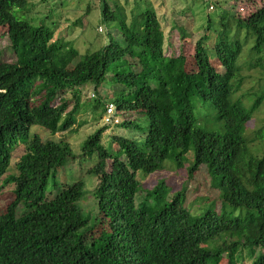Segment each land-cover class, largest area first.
Instances as JSON below:
<instances>
[{
  "label": "trees",
  "instance_id": "1",
  "mask_svg": "<svg viewBox=\"0 0 264 264\" xmlns=\"http://www.w3.org/2000/svg\"><path fill=\"white\" fill-rule=\"evenodd\" d=\"M28 5L0 0V28L14 57L0 62V189L11 188V201L0 214V264H218L223 256L226 264H237L236 253L244 248L250 264H264V149L246 148L259 138L258 130L246 137V124L264 93L248 96L247 104L236 96L242 83L237 61L245 45L238 33L230 37L221 25L208 51L207 23L193 44L194 70L187 71L181 53L167 46L165 54L152 9L133 7L126 20L116 2L99 0L100 20L114 24L122 43L108 36L106 44L71 64L77 51L53 41L52 30L40 23L32 25L25 17ZM234 25L235 31L245 29L249 56L262 59L263 64L251 60L264 70V2ZM106 77L118 88L106 101L119 118L116 128L137 130L139 140L112 134L103 146L106 127H100L81 144L79 158H95L87 170L97 180L90 220L78 205L85 194L82 182L55 180L74 159L68 144L42 141L29 130L39 126L51 135L69 130L85 84L91 85V109L99 108L100 118L105 105L97 89ZM201 110L213 126L200 127L207 117ZM17 146L22 152L13 173L6 174ZM189 152L187 178L205 167L218 192L219 212L207 208L191 216L183 205L184 189L162 199L169 192L163 181L135 201L141 192L137 172L160 171L164 161L180 169ZM220 235H226L224 242L215 244Z\"/></svg>",
  "mask_w": 264,
  "mask_h": 264
},
{
  "label": "rangeland",
  "instance_id": "2",
  "mask_svg": "<svg viewBox=\"0 0 264 264\" xmlns=\"http://www.w3.org/2000/svg\"><path fill=\"white\" fill-rule=\"evenodd\" d=\"M30 5L27 6L25 17L30 19L32 25L40 23L49 30H52V40L56 42H68L77 51L78 56L71 62L74 64L78 60L84 58L85 53H90L99 49L107 43L108 36L118 43H122L119 32L114 28L113 23H105L100 20L99 16V0H27ZM121 6L125 12L126 20L133 7L137 11L144 8L152 9L163 33L164 51L170 46L168 51L181 53L185 58V69L187 71L194 70L192 54L194 42L203 35L205 27L208 23L210 26L208 31V39L205 43L208 51L214 42L215 35L220 31L221 25H226L230 31V37H233L235 32L238 33L237 38L245 44L243 53L239 58L238 65L242 83L236 96H243V102L247 104L250 98L256 93H264V70L260 69L255 60L263 64L258 58H250L248 47L250 39L245 29L240 28L235 31V22L237 19H244L255 8L262 5L264 0H247V1H231V0H110ZM112 8L111 3L108 4ZM242 9V11H240ZM208 20V21H207ZM207 21V22H206ZM242 27V26H241ZM264 57V52H263ZM252 59V60H251ZM14 61L12 52L9 49V44L5 35V30L0 28V62L11 63ZM133 70H138L134 65V60H127ZM213 61V60H212ZM212 64L216 67L215 61ZM219 69V68H218ZM110 75V73L108 74ZM107 75V77H108ZM101 84L97 89V96L104 102L105 108L109 104L106 103L111 98L114 90L118 89L110 82L109 78ZM120 87V86H119ZM78 109L74 115V125L67 131L55 133L51 135L39 126H31L29 134L36 133L42 141L54 140L64 141L68 144L70 152L74 155L73 160H67L62 168H60L55 180L57 184H71L75 181H81L85 194L79 201L78 205L82 210L83 216H87L90 220L93 219L95 210V201L91 195L95 185L96 178L87 173L95 162V158H79L80 147L83 141L100 127H106V130L101 135V143L107 145L108 138L112 134L122 136L128 139H137V130L116 128L117 122L106 123L105 108L104 114L99 111H93L92 102L94 99L91 93V85L85 84L80 88ZM69 96H67V99ZM68 104L67 110L70 108ZM103 108V105H102ZM204 117L199 123L200 127L209 128L213 126L210 121L211 116H208L206 111L201 110ZM121 113L118 115L120 116ZM133 119H138V116L133 115ZM122 120H120L121 122ZM126 121V119H125ZM141 125V122L138 123ZM118 127V126H117ZM246 137L251 138L252 132L258 130V139H254L246 145L248 150L252 152L262 151L264 149V99L261 101L258 109L254 112L252 119L246 124ZM22 146H17L11 153L10 163L6 174L13 173V163L22 152ZM114 150V148H111ZM109 164V162H107ZM191 164V152L185 156L183 166L180 169L174 167L171 162L164 161L160 171L143 174L137 172L135 179L138 182V188L141 192L135 196V201L139 202L145 190L151 189L158 181H163L169 192L162 199L169 200L173 193L184 189V207L191 216L200 215L205 209L211 208L216 212L220 211V201L218 200V192L213 190L209 185V180L206 175L205 167L200 166L199 169L192 174L188 179L186 168ZM107 169V167H106ZM49 184V183H48ZM60 185H58L59 188ZM11 188L6 186L0 189V214L11 201ZM50 190V185L46 189V194ZM235 213V212H234ZM226 235H220L215 241V244L221 245L224 242ZM213 243V242H212ZM248 249L238 250L237 264H250L252 257L248 254ZM257 250L254 251V255ZM218 264H226L223 256Z\"/></svg>",
  "mask_w": 264,
  "mask_h": 264
},
{
  "label": "built area",
  "instance_id": "3",
  "mask_svg": "<svg viewBox=\"0 0 264 264\" xmlns=\"http://www.w3.org/2000/svg\"><path fill=\"white\" fill-rule=\"evenodd\" d=\"M240 11H242V9H240ZM114 112H115L114 106L112 104H108L105 108L106 117L104 121L106 123H110V122L116 123L117 122V119L114 116Z\"/></svg>",
  "mask_w": 264,
  "mask_h": 264
}]
</instances>
